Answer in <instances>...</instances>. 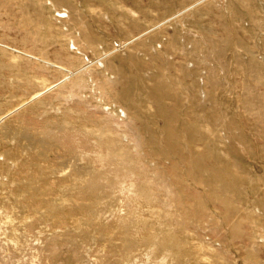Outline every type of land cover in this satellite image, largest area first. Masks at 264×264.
<instances>
[{"label": "rangeland", "instance_id": "obj_1", "mask_svg": "<svg viewBox=\"0 0 264 264\" xmlns=\"http://www.w3.org/2000/svg\"><path fill=\"white\" fill-rule=\"evenodd\" d=\"M0 264H264V0H0Z\"/></svg>", "mask_w": 264, "mask_h": 264}]
</instances>
